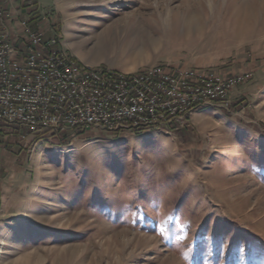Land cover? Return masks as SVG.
Segmentation results:
<instances>
[{
	"label": "rangeland",
	"instance_id": "rangeland-1",
	"mask_svg": "<svg viewBox=\"0 0 264 264\" xmlns=\"http://www.w3.org/2000/svg\"><path fill=\"white\" fill-rule=\"evenodd\" d=\"M37 1L89 62L253 75L170 127H4L0 264H264V0Z\"/></svg>",
	"mask_w": 264,
	"mask_h": 264
},
{
	"label": "built area",
	"instance_id": "built-area-1",
	"mask_svg": "<svg viewBox=\"0 0 264 264\" xmlns=\"http://www.w3.org/2000/svg\"><path fill=\"white\" fill-rule=\"evenodd\" d=\"M28 33L26 47L14 48L0 30V131L16 125L28 132L170 127L184 120L191 106H229L233 89L253 75L161 64L138 73V80L111 67L81 72L61 60L53 36L45 40L44 31Z\"/></svg>",
	"mask_w": 264,
	"mask_h": 264
},
{
	"label": "crops",
	"instance_id": "crops-1",
	"mask_svg": "<svg viewBox=\"0 0 264 264\" xmlns=\"http://www.w3.org/2000/svg\"><path fill=\"white\" fill-rule=\"evenodd\" d=\"M39 4L40 2L37 0H0V30L2 33H7L9 35L11 45L14 48H18L19 46L25 48L26 46L24 45L29 43L28 29L30 31H44L45 40L56 35L58 47L76 59L81 65L88 64L92 66L111 67L102 63L87 61L83 54L74 50L72 44L65 43L62 33L55 31V29L49 25L53 17L46 15L47 13L41 10ZM111 68L123 70L115 67ZM1 152L3 153L2 149Z\"/></svg>",
	"mask_w": 264,
	"mask_h": 264
},
{
	"label": "bare ground",
	"instance_id": "bare-ground-1",
	"mask_svg": "<svg viewBox=\"0 0 264 264\" xmlns=\"http://www.w3.org/2000/svg\"><path fill=\"white\" fill-rule=\"evenodd\" d=\"M54 43H56V40L54 38ZM57 45V43H56ZM58 50L60 51L61 53V60L62 61H71V63L73 65H76V68L78 71H81V72H90V70L92 69H102V68H96V67H92V66H81L82 69L80 70L79 66L76 64V62H74L66 53H64L59 47H58ZM150 71V67H146V68H143L139 71H136V72H132L131 74H128V73H125L124 71H119L122 73V77L123 78H127L128 80H138V73H143V72H149ZM203 103H200L198 105H195V106H191V112L195 110V108H197L199 105H202ZM151 126H160V127H166L167 125H162V124H155V125H151Z\"/></svg>",
	"mask_w": 264,
	"mask_h": 264
},
{
	"label": "trees",
	"instance_id": "trees-1",
	"mask_svg": "<svg viewBox=\"0 0 264 264\" xmlns=\"http://www.w3.org/2000/svg\"><path fill=\"white\" fill-rule=\"evenodd\" d=\"M183 123V122H182ZM183 125L187 128L188 127V124L187 123H183ZM127 130H129V131H133V132H136V131H142V130H144V129H141V130H131L130 128H126ZM125 128H118V129H116V130H113L112 132H115V134H118V133H121L122 132V130H126ZM176 129H178L177 127H176ZM41 130H43V129H41ZM44 130H47V129H44ZM85 130H86V128H83V127H81V128H78V129H66V130H63V131H61V132H63V137H66V138H68L72 133H76V134H82V133H84L85 132ZM146 130V129H145ZM38 131H40V130H38ZM38 131H35V132H31V133H36V132H38Z\"/></svg>",
	"mask_w": 264,
	"mask_h": 264
}]
</instances>
